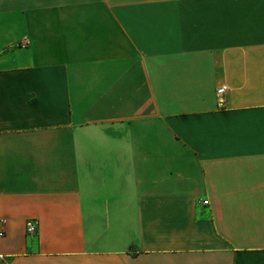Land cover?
Masks as SVG:
<instances>
[{
	"label": "crops",
	"instance_id": "obj_1",
	"mask_svg": "<svg viewBox=\"0 0 264 264\" xmlns=\"http://www.w3.org/2000/svg\"><path fill=\"white\" fill-rule=\"evenodd\" d=\"M0 220V264H264V0H0Z\"/></svg>",
	"mask_w": 264,
	"mask_h": 264
},
{
	"label": "built area",
	"instance_id": "obj_2",
	"mask_svg": "<svg viewBox=\"0 0 264 264\" xmlns=\"http://www.w3.org/2000/svg\"><path fill=\"white\" fill-rule=\"evenodd\" d=\"M22 47H25V46H22ZM228 91V89L226 87H222L220 89H218L217 91V95L221 98L224 97V95L226 94V92ZM224 105V102L223 101H220V106H223ZM205 205H208V202H204ZM3 224L4 222L2 220H0V240L4 238L5 236V233H4V230H3ZM37 229H38V225L35 221H29L27 222L26 224V232L28 235L30 236H34L37 232Z\"/></svg>",
	"mask_w": 264,
	"mask_h": 264
}]
</instances>
